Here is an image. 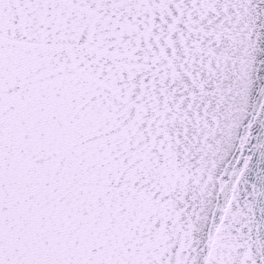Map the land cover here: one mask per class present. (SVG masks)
Segmentation results:
<instances>
[{
  "label": "snow or ice",
  "instance_id": "snow-or-ice-1",
  "mask_svg": "<svg viewBox=\"0 0 264 264\" xmlns=\"http://www.w3.org/2000/svg\"><path fill=\"white\" fill-rule=\"evenodd\" d=\"M0 264H264V0H0Z\"/></svg>",
  "mask_w": 264,
  "mask_h": 264
}]
</instances>
